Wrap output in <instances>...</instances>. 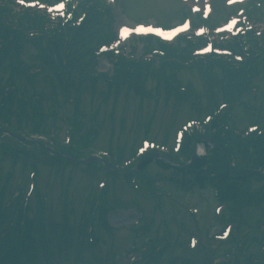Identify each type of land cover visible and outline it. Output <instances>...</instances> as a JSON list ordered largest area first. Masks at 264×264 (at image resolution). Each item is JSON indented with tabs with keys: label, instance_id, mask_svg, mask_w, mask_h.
Masks as SVG:
<instances>
[{
	"label": "rangeland",
	"instance_id": "rangeland-1",
	"mask_svg": "<svg viewBox=\"0 0 264 264\" xmlns=\"http://www.w3.org/2000/svg\"><path fill=\"white\" fill-rule=\"evenodd\" d=\"M124 2L125 7L127 9H132L131 13H134L133 11L144 7L145 12H149L150 15H152L153 18L159 23L165 24L167 26L175 25L178 23L177 21H174L176 18H173L172 20H170V22L167 21L172 15V10L175 9L172 8L168 11L167 8L169 4L167 2L154 3L153 0H138L137 2L135 0H125ZM138 16L140 18H146V13H143V15L141 13H138ZM172 16L174 17V15ZM135 21L137 20L132 18V22ZM141 21H143L144 23H148V21L151 20L148 19ZM117 22L125 23L123 17H117L115 24ZM28 53H31V51H29ZM100 68L102 67L100 66ZM102 69L106 70L107 68L104 67ZM185 78L190 79V77L188 76H185ZM257 82V85L261 89H263L264 75L259 78ZM193 83L196 85V88L199 91L203 92V85L195 81H193ZM43 87L44 84H40V89H43ZM98 89L105 90L103 85H100V88ZM80 101V113L84 115V119L81 122V128H79L78 132L75 134L76 140L80 141L82 138V142L84 144L90 143L93 147L97 149H110L114 153L117 152L120 155L124 153L121 160H125L130 157V152L133 151L136 146L141 143V140H143V138H145L146 136L149 140L156 141L158 144H162V142L164 141V137H168L169 139L167 141V145L168 147H172L174 142L173 138L176 130L180 128L187 119H196V117L191 115L189 108L182 107L180 110L181 112H175L176 108L174 107V105H172V103L166 105L164 101H159V103H155L153 100L150 101L146 99L145 102H143L140 106L138 99H127L125 97L120 96L118 102L109 99L108 104H103L99 98H91V93L89 91L85 92L82 95ZM73 110L74 105L69 106L70 120L72 119ZM91 114L97 115V117L95 119L94 117L90 118ZM60 116V114L57 115L56 120L47 118V116H45L43 121L38 122L41 129L45 130V132L41 133L46 134L55 132V135H57L56 141H58L59 144L65 136L62 130L61 121H59ZM15 124L17 123H13L11 126H15ZM24 128L30 130L31 126L29 127L28 125L24 124L23 129ZM53 143L56 144L55 141ZM32 146L36 145L31 144L29 148H32ZM39 148L44 151L43 148ZM20 149L22 150V148ZM33 157H42L39 160L40 162L44 163L45 166L40 165L36 167L38 171V183L36 193L37 196L35 195L32 200L36 198L34 200V202L36 203L38 201V197H42L48 201V207L45 210L46 223L54 224L57 228H59L60 224L62 223L61 207L63 201L61 200V198L64 196L66 201H70V195L73 190L80 191L83 188L88 187L93 181V177L89 174L91 171L85 173L84 170H86L87 168H84L82 166L72 167L69 165L68 168L67 166L66 168L49 167V161H51V156H49L47 152L44 153L42 151H38ZM18 164L16 166L17 170L19 167L21 168V165ZM154 164L156 165L153 167L148 166L144 170L145 173L149 175L150 180L155 179V177L165 179L169 178L170 172H164L161 167L158 166L157 163ZM11 166L15 165H12L11 160L6 159L3 163V169L7 171L11 168ZM90 167L95 168L94 166ZM28 170L30 171L31 169ZM143 177L144 176L142 175H137L139 181H143ZM139 184L143 185L141 183ZM113 186H116L115 188H113V191L115 193H120L121 191L128 192V186L122 182L114 183ZM167 190L172 191L174 195L170 199L167 198L165 200H161V203L163 205L161 211H163V214L164 216H166L167 219L164 221L163 219H161V221H163L164 225L169 226L173 239L171 241L170 250L168 254L164 258H162V260H160L157 264H170L173 260L172 257H177L181 255L178 246L189 238L186 233H182V220L187 219V226L192 223L193 227L201 230L203 236L204 232L208 230H210L212 233H217L222 230L219 225L215 224L213 209L215 208L216 203H214L211 191L207 192L200 190L190 192L191 194H185L175 188H171L166 185V191ZM129 195L134 198L136 196H141L143 199H146L144 195H139L135 192L133 193L130 188ZM78 198L79 199L76 200V203H79L81 199H84L85 195L81 193ZM189 204H193L195 208L200 210V215L196 224H194V219L192 222L191 216L188 215V210L189 208H191H187ZM77 205L78 204L74 205V208H76ZM254 212L259 214V212L257 211ZM176 213H178V215H182V218L178 221V223L175 224L172 220L177 219L178 215ZM78 215V212L74 215L73 213H71V217L69 218V222L74 226L79 223V220L77 219ZM255 216L257 215L255 214ZM110 218V224L113 227L115 225L129 224L133 222L134 219H136L134 215L128 213L124 214L123 212L111 215ZM159 221L160 217L158 218L157 229H155L154 232L156 233L160 229V235L162 233V227ZM105 234L107 235L105 238L108 241L98 247H95L93 250H90L87 247L86 242L83 243V246L80 248H75L79 246L74 243L75 247L72 246L69 250H55L59 253L57 255L59 262H55L54 264H97L96 262H91L90 256L95 255L96 261L102 260L104 258L105 253L107 252H113L115 253V255L117 253L126 252V249H128L130 245L134 242V239H132V237H128L131 236L129 234L127 235L126 239L123 238L127 234H125L124 232H119L115 234ZM102 235L104 239V233H102ZM61 236L62 231L61 233L57 234V236L55 237V241L60 243L62 239ZM204 239L205 238L202 237L203 244L202 246H200V248L202 249L197 253L196 260L198 262L202 259V257L213 258V256L217 254L220 255L221 249L224 247L223 245V247L217 248L213 252H209L207 250V247L205 246ZM62 243L63 242H61V244ZM94 252L95 254L93 255ZM76 258H79L78 262L76 261Z\"/></svg>",
	"mask_w": 264,
	"mask_h": 264
},
{
	"label": "trees",
	"instance_id": "trees-1",
	"mask_svg": "<svg viewBox=\"0 0 264 264\" xmlns=\"http://www.w3.org/2000/svg\"><path fill=\"white\" fill-rule=\"evenodd\" d=\"M89 26L90 25L81 31L69 32L70 42H74V53L77 54L78 60L72 64H66L67 67L63 68L62 58L65 50L63 45L58 46L55 43L48 45H38V43L32 44V49L36 52V56L33 54L34 57L31 56L26 58V48L28 47L26 43H28V41L23 38L20 32L9 28L7 29L0 25V79H4V84L0 81V106L2 105L3 107L0 111L12 109L8 112L12 113L20 110L22 114L30 112L33 115L36 111H39L38 106H30L26 100H19L16 93L12 91L9 93L8 97H4L3 90L7 82H12L15 86L16 83L14 82V78L15 81H22L23 79L18 76L14 77L15 74L21 73L19 69L16 68V65L19 67L21 65L27 67L34 63L43 65L45 79L49 81V85L52 89L55 88V84L56 88L60 87L64 90L65 86L67 84L71 85L73 80V83H75V79L80 73L79 68L85 66L83 64L90 59L88 51L92 50V47L95 46L97 42L94 35L96 28L94 26ZM25 28L29 29V27L26 26ZM47 54L49 55L47 56ZM78 65L81 66H79L77 70L76 68ZM71 66L76 69L75 74L70 72ZM180 72H182V70L173 65H167L161 67V69L154 66L150 69L148 76L139 73L128 75L126 72H121L118 77H114L115 79L109 84V88L119 90V88L123 86L127 88L129 92L135 94L140 92L141 94L145 91L144 83L151 80L153 77L152 81L154 83L157 82V87L165 91V99H174L179 102L178 107H181L187 96L180 95L177 88L173 86V84L183 86L184 83L182 81L184 80L179 79ZM222 77L223 75L221 76V74H218L216 71L213 72L211 76L213 87H217L216 89L219 92L220 86L215 83L221 80ZM228 84V93L225 97L231 101L232 105H235L234 108L238 107V101H236L238 99H240V105L244 104L242 99L247 95L246 92L248 90L244 89L247 84L242 81L236 82L232 77ZM17 91H25L28 98L39 94L32 90V86L31 89L21 90L18 88ZM221 96L223 97V95ZM251 103H253V101H250L249 104ZM263 104L264 103H261V105ZM260 106L258 121H260V117L264 116L263 109H261ZM214 127L216 133L212 138L215 144L213 147L207 146L211 150L212 157L209 159V162L205 159H198L196 165L191 169L189 174L193 175L192 177L195 178L194 182L200 184L201 187L209 185L219 189L220 192H222L223 201H228L238 206L240 210L243 208L249 209V206H260L264 203V195L259 198H254L255 193L252 194L251 186L255 182L258 184L264 183V175H262L264 171V137H257L254 135V137L246 141L234 137L233 126L228 122V117L226 115L225 117L222 116L218 120V123H215ZM251 149L254 150L253 153H250ZM230 159L235 163L233 167L230 165ZM239 212L241 213V211ZM239 220L246 225L252 224L248 222L249 220L244 212L243 215H239ZM19 234L20 231L13 236V239L16 240ZM29 243L30 236L19 238L14 247L11 248L12 244L10 240H8L4 249L0 251V264H26V260L28 259L26 256L29 255L31 250Z\"/></svg>",
	"mask_w": 264,
	"mask_h": 264
},
{
	"label": "snow or ice",
	"instance_id": "snow-or-ice-1",
	"mask_svg": "<svg viewBox=\"0 0 264 264\" xmlns=\"http://www.w3.org/2000/svg\"><path fill=\"white\" fill-rule=\"evenodd\" d=\"M58 7L59 8H63V4L58 5ZM139 31H141V32H145V31H147V32H153V31H155V32H157L158 35H165L164 33L160 32L159 30H157V29H151V28H149V29L141 28V29H139Z\"/></svg>",
	"mask_w": 264,
	"mask_h": 264
},
{
	"label": "bare ground",
	"instance_id": "bare-ground-1",
	"mask_svg": "<svg viewBox=\"0 0 264 264\" xmlns=\"http://www.w3.org/2000/svg\"><path fill=\"white\" fill-rule=\"evenodd\" d=\"M198 150L200 153H202V154L204 153V151H203V149H201V147H199Z\"/></svg>",
	"mask_w": 264,
	"mask_h": 264
}]
</instances>
